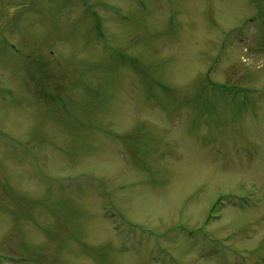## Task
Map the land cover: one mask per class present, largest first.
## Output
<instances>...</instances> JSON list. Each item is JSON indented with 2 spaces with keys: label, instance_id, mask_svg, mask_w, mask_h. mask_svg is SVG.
<instances>
[{
  "label": "rangeland",
  "instance_id": "obj_1",
  "mask_svg": "<svg viewBox=\"0 0 264 264\" xmlns=\"http://www.w3.org/2000/svg\"><path fill=\"white\" fill-rule=\"evenodd\" d=\"M0 264H264V0H0Z\"/></svg>",
  "mask_w": 264,
  "mask_h": 264
}]
</instances>
